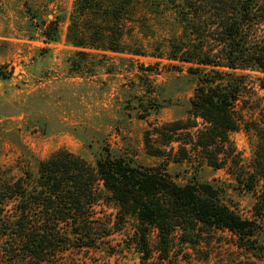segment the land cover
Masks as SVG:
<instances>
[{"label": "rangeland", "instance_id": "374dc122", "mask_svg": "<svg viewBox=\"0 0 264 264\" xmlns=\"http://www.w3.org/2000/svg\"><path fill=\"white\" fill-rule=\"evenodd\" d=\"M25 3L36 10L31 25ZM74 3L0 0V179L16 180L26 171L38 177L40 163L59 150L93 166L109 155L130 166L157 168L179 186L209 185L221 204L253 220L264 190V180L248 188L258 145L253 123L261 121L264 109V90L257 83L264 74L247 72L248 87L236 105L242 125L229 134L226 154L218 158L223 165L217 169L208 164L207 150L196 145L205 123L190 113L198 81L195 69L203 66L173 58L185 51L195 56L222 52L221 0H135L120 52L73 46L67 38L68 20L56 42L45 39L38 25L68 17ZM261 29L262 35L264 25ZM104 195L95 210L110 220L111 236L91 247L63 251L50 264H142L144 253L136 240L141 227L148 230L149 264L249 259L264 264L237 247L236 234L200 227L197 244L182 243L180 234H173L161 262L157 229L141 226L134 211L119 207L108 192ZM255 238L264 244V231Z\"/></svg>", "mask_w": 264, "mask_h": 264}, {"label": "trees", "instance_id": "16d2710c", "mask_svg": "<svg viewBox=\"0 0 264 264\" xmlns=\"http://www.w3.org/2000/svg\"><path fill=\"white\" fill-rule=\"evenodd\" d=\"M123 1L75 0L68 17L57 16L47 27L38 25L39 30L47 41L56 42L61 24L68 20L67 38L73 46L120 52L123 28L135 0H126V5ZM221 4L218 27L222 52L195 56L185 51L173 57L203 66L195 69L198 81L190 113L205 123L196 145L207 150L208 164L217 169L223 165L218 158L226 154L229 134L242 125L236 105L248 87L247 72L264 74V34H259L264 25V0H221ZM25 5L31 25L36 10ZM257 85L264 90V76L258 78ZM260 120L253 123L258 145L249 189L257 180H264V109ZM169 140L173 142V138ZM201 186H179L157 168L130 166L122 158L107 155L93 166L78 155L59 150L40 163L38 177L26 171L16 180L0 179V264H50L63 251L86 244L91 247L111 236L110 220L98 217L95 210L104 192L119 207L134 211L141 226L157 229L161 262L173 234H180L182 243L197 244L195 231L199 227L236 234L237 247L264 262V244L255 238L264 231V190L254 206V219L249 221L221 204L211 186ZM99 227L101 232H96ZM147 232V227H141L136 237L144 253L142 264L153 258ZM216 264L262 263L249 259Z\"/></svg>", "mask_w": 264, "mask_h": 264}]
</instances>
